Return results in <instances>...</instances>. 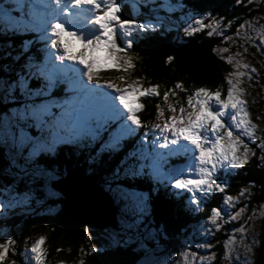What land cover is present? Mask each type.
<instances>
[{
	"label": "trees",
	"instance_id": "obj_1",
	"mask_svg": "<svg viewBox=\"0 0 264 264\" xmlns=\"http://www.w3.org/2000/svg\"><path fill=\"white\" fill-rule=\"evenodd\" d=\"M4 1L6 0H0V2ZM254 1L256 0H242V3H237L236 0H130V2L121 3V8L125 10V15L122 16L124 19L144 20L149 18L146 15H156L161 18L160 22L163 25L144 31L135 30L133 34L134 44L129 55L132 57L134 68L129 73L133 75L132 77L139 79L145 87L148 84L159 85L160 96L142 97L145 110L139 112L138 116L148 127L139 129L132 135L115 134L113 129H117L118 124L108 118L88 119L86 130L80 132L79 135H73L72 122L70 121L57 128L54 124L59 113L47 112L53 111L50 101L46 102L50 95L40 88L37 74L30 76L26 81L27 88L22 86L16 94L15 101L11 100L12 96H7L5 91L1 92L6 100L4 102L0 100V113L2 110L8 111L13 107L25 108L29 114L33 109L45 106L47 111L39 120L33 117L30 119L29 116L34 127L26 126L24 133L26 136L30 134L32 138H35L33 140L35 144L33 141L27 142L28 147L32 144L28 156H18V153L26 151L20 149L19 152H14L7 136H5L6 140H0V196L8 197L15 188L13 187L14 177H19L20 180L16 187L21 190L24 185L23 181L37 176L34 181L28 180L30 192L27 195V201L30 204L33 203L36 214H32L29 218L28 216L22 217L16 214L18 209L13 208L14 213L11 211L12 214L0 218V232L3 228H7L15 234V229L20 228L19 239H24L32 228L43 229L46 232L45 243L48 244V247L50 243H53L54 246H61L55 253L53 249L47 248L51 256L49 260H53L52 256H55L66 259L68 264H135L136 260L146 252L148 253L157 246H162V242L157 243V241L155 246L147 244L148 250L145 252L144 250L147 249L144 245L145 238L149 234L139 226L138 231L124 232L127 235L126 238L124 237L125 243L121 242V244L112 247L106 245L109 244L108 242H102L103 246L99 249L93 248L95 249L93 251L90 248L92 243L90 244L87 240V228L89 227L71 220L63 213L62 196L55 190L53 194L45 192L44 188L42 189L45 187V182L39 181L40 175L38 173L31 174L35 170L41 171L43 174L52 173L55 176V179L52 177L54 180L61 178L66 172H74L78 176L90 175L91 180L102 186L115 202L116 190L123 192L143 190L149 195L153 194L151 196V216H154L156 224L143 219L141 225L144 224L145 229L150 233L154 230L153 234L157 235L158 240L160 239V229L156 230L157 224L162 230H164V224L166 228L168 226L172 228L176 234L174 238L177 242L180 241V237L186 236L191 224L198 223L200 219L213 225L209 221L211 211L213 208H221L216 203L213 204L209 197L204 198L208 202L200 212L201 215L183 216L182 211L177 210L180 213L178 217L173 212L176 207L172 200L164 199V196L160 194H163L161 190L154 191L156 188L162 189L163 182L153 183L152 170L148 167L150 161L143 158V154H154V150L150 145H143L140 136L145 132L150 133L152 125L162 121L157 119L156 106L159 104L161 108H165L163 92L174 89L177 83L182 84L183 89H176V95L173 100H169V103L175 104L177 101L186 103L187 97L199 87H205L211 91L219 89L222 97L227 95L226 77L230 70L217 50L224 45L225 36L232 34L231 27L238 28L234 25L235 23L240 26L245 20L250 19L253 13L264 11L263 3L259 4L257 9H252ZM195 18H203L205 24H212L214 19L219 20L220 23L228 24L229 21L232 23L229 25L230 30L227 27L226 29L220 27L215 31L212 28H204L194 34L186 35L184 28L191 24ZM30 19L20 21L18 25L4 24L5 27L0 28V83L14 86L17 79L27 78L30 61L36 62V66L47 64L43 60L44 50L40 44L44 37L41 38L38 31L30 26L25 30V25ZM0 21L5 23L3 19ZM209 31H213V35L209 36ZM219 32H222L223 35L218 34ZM168 57H172V59L169 60ZM26 67L27 70L24 72ZM122 74L127 75V73ZM56 93L58 94L55 97L58 98L49 100H60L61 93L59 91ZM23 104H25L24 107H22ZM52 114L56 118H52ZM61 115H68L67 109H65V114L61 113ZM40 131L45 132L47 138ZM146 137L148 138V136ZM145 147L147 148L145 149ZM27 150L29 151L28 148ZM159 152H162L165 157L162 161L163 167L180 164L187 160L181 155H169L162 149ZM8 167L15 172L13 176L7 172ZM134 171L140 174L133 176ZM232 179L226 193L227 196H233L235 199L240 196L239 193L242 189L246 191L249 189L250 183L254 185L251 199L248 200V211L257 209L255 217L260 223L263 208H256L255 201L264 186V159L260 164L257 158H253L245 165L238 177ZM179 194L181 195L178 196V201H183L185 194L182 190L179 191ZM43 198L47 200L41 203ZM33 199L35 203L32 201ZM50 205L53 206L49 208ZM180 206L185 209L187 203ZM43 207L51 210V213L43 215ZM40 211L41 214H39ZM244 217L246 218H244L245 221L243 220V226L248 229L251 222L247 218V214ZM220 225L222 226V224ZM102 230H112L117 235L124 234L122 230H119V227L115 229L108 227L97 231ZM214 239L220 242L215 248L220 256L224 236L217 232ZM66 245L68 247H64ZM190 245L193 246L194 242ZM79 246H81V252Z\"/></svg>",
	"mask_w": 264,
	"mask_h": 264
},
{
	"label": "snow or ice",
	"instance_id": "obj_2",
	"mask_svg": "<svg viewBox=\"0 0 264 264\" xmlns=\"http://www.w3.org/2000/svg\"><path fill=\"white\" fill-rule=\"evenodd\" d=\"M236 2L242 3V0ZM16 4L22 9L25 0H16ZM54 4L55 8L45 11L51 8L49 3L37 5L29 2L27 6L31 12V19L25 25V30L30 26L34 30H43L46 34L50 28L51 37H55L51 39V48L61 53L54 55V59L50 62L51 66L46 64L39 67V73L47 79L48 87L53 86L63 76L77 93L85 97L99 98L100 103L112 113L113 118L124 119L122 125L124 135H132L139 129L147 128L148 125L138 116L139 111L144 107L138 100L144 96H160L159 85L148 84L145 87L139 79H136L122 88L111 81H104L103 84L99 79L94 81V77L99 76L102 67L115 69L121 73H129L134 68L132 57L129 55V50L133 46L130 37L134 30L144 31L145 25L134 19H121L118 15L120 5L117 0H54ZM13 11L15 9L11 6H0V19L8 25L19 24L20 21L13 17ZM231 23L229 21L228 25ZM245 26L252 28L253 23L245 21L240 25V29ZM148 27L152 26L148 25ZM204 28H212L215 31L220 28V21L214 19L212 24H205L203 18H198L188 24L184 32L186 35H191ZM213 31H209L208 35H213ZM256 31L260 41L256 47L259 49L264 46V25ZM218 34L223 35L222 32ZM239 34L240 30L237 29V35ZM45 38H48L47 35ZM121 38L126 40L124 47L118 43V39ZM244 38L252 39L247 34ZM226 39L231 38L226 37ZM168 59L171 60L172 57ZM65 60L71 63H56ZM228 63L234 65L235 71L230 72L226 77L228 84L226 97H222L219 89L211 91L199 87L187 97L186 103L180 101L175 104L169 103L170 96L175 97L176 89H183V85L177 83L174 89L163 92L165 108H161L159 104L156 106L157 119L162 120V123L152 125L154 150L158 145L159 149H167L169 155L185 156L188 163L182 168H172L168 173H163L162 161L165 157L162 152L143 154V158L150 161L148 167L151 168L154 177L166 178L173 188L191 193L190 203L196 206L201 203V197L210 196L214 190L222 192L226 188L225 183H217L216 174L219 169H240L248 162L251 150L242 137H248L249 142L255 143L257 125L249 118L247 102L242 98L246 92L240 85L241 77L247 76L252 80L251 73H256V69L232 57L228 58ZM249 68L250 72L240 70ZM119 78L123 80L124 76L121 75ZM21 86H23V77ZM105 88L112 91H101ZM73 99L75 101L79 97ZM165 109L170 113L167 116ZM46 111V106L36 108L31 111V115L39 120ZM71 127L73 135H79L86 130L87 120L77 116ZM157 131L159 136H156ZM235 132L239 134H234ZM147 135L148 133L145 132V136ZM161 139L163 143H159ZM257 147L264 151V140ZM139 174L135 171L132 173L133 176ZM239 195H244L243 189ZM234 199L233 196H226L224 202L231 204ZM241 212L243 208L230 219H237ZM218 218H222L221 210L213 208L209 221L217 229L221 226L217 223ZM239 231L244 232L245 229L242 227ZM15 243L12 239L0 243V264H4L10 248ZM43 243L44 237H40L30 249H26L34 264H44L46 252L41 247ZM225 246L227 247V244ZM203 247H211V245H203ZM245 250L250 252L251 246L246 245Z\"/></svg>",
	"mask_w": 264,
	"mask_h": 264
},
{
	"label": "rangeland",
	"instance_id": "obj_3",
	"mask_svg": "<svg viewBox=\"0 0 264 264\" xmlns=\"http://www.w3.org/2000/svg\"><path fill=\"white\" fill-rule=\"evenodd\" d=\"M130 2V0H117V3L120 5V12L118 15L121 17V19H124L122 16L125 15V10L121 8L122 2ZM49 3L51 5V8L46 9V11H51L52 8H55L54 0H45L44 3ZM10 3L14 8L19 12L16 15H13V17L16 18V20L21 21L23 20V16L27 18H31V12L30 9L24 8L22 10H19L16 4V0H6L3 3H0V6H10ZM33 4V2H31ZM264 5V0H256L252 4V9H257L259 4ZM28 4V3H27ZM149 18H145L144 20L137 19L136 21L140 24L145 25V29H154L157 26H163L161 21V18L154 15H146ZM197 19V18H195ZM140 20V21H139ZM245 21H249L253 23L252 28H248L245 26V28L240 29L239 24L235 26L237 27H231L232 34H227L223 40L224 45L218 48L217 52L220 55L223 62H225V65L228 66L230 72L235 71L234 65L228 63V58L232 57L234 60H241L242 62L250 65V68H255L256 73H251L253 76L252 80H249L247 76L241 77V87L245 89L246 94L242 97L247 102V109L249 112V118L252 120V123L257 125V131H256V138L255 143L249 142L248 137H242L245 143H248L249 148L251 152L249 153L248 162H251L253 158H257L258 161H262V157L264 154V151H262L257 145H259L262 140H264V46H261L259 49L256 47V45H259L260 41L257 36V29L260 28L261 25H264V11L261 12H255L252 14V17L250 19H247ZM244 21V22H245ZM243 22V23H244ZM226 22L220 23V27H225L226 29ZM242 23V24H243ZM6 23H2L0 21V28H4ZM15 23L11 24L14 25ZM148 25H151L152 27H148ZM227 29L230 30L229 25L227 26ZM237 29L240 30V34L237 35ZM219 30V29H218ZM40 31V30H39ZM49 35L47 39L41 40L40 44L41 46L47 51L46 56H44V62H47V65L51 66L50 62L52 59H54V55L61 54L58 53L56 49L51 48V39L55 37H51V29H48ZM42 33V32H41ZM135 33V30L132 33V36L130 39L133 41V34ZM245 34L247 36L251 37V40H246ZM226 37H230L231 39H226ZM118 43L121 47H124L126 40L121 38L118 39ZM133 47V46H132ZM224 49H227V51H223ZM247 49V51H245ZM130 52V50H129ZM237 53H240V55H237ZM3 56V55H2ZM2 59H4L2 57ZM36 61V60H35ZM30 61L29 69L27 71V78L23 79V87L25 89L27 88L26 81L30 78L31 75L37 74L39 76L38 84L40 85V88L47 92L50 96L49 99L55 98V96L58 94L56 93L59 91L62 95V98H66L70 101L74 100L73 98L79 97L78 100H75L74 103L68 102L66 100L63 104L60 100L59 103H55V101L50 100L52 110L54 111L55 108L59 109L57 104H61V111L65 114V108L70 109L73 107L75 113H76V119L77 116L81 118H85L86 116H91L90 118H96V119H103L108 118V120L118 124L117 129L115 130V134L124 135L122 131V125L124 124V119L119 118H113L112 113L105 109V107L100 103L99 98H91L89 100V97L82 96L81 94L77 93L75 90H73L69 83L66 81V79L61 76L51 87H48V81L47 79L40 75L39 73V67L43 64L36 66V62ZM56 63H63V64H69L71 62L65 60L63 62L56 61ZM77 67H82L81 65H77ZM245 69H240L241 71H249ZM27 67L24 69V72H26ZM121 75V72H117L115 69H108L107 67H102L100 69V74L98 77H94L95 79H99L101 84L104 83V81H111L112 83L116 84L119 87H125L127 84H130L133 80H136V78L132 77L133 75H130V73H127V75H123L124 79L121 80L119 77ZM228 77V75H227ZM16 85H7L0 83V100L4 102L5 96L1 93L3 91L6 92L7 96H12L11 100L15 101L16 94L19 92V90L22 88L21 86V79H17ZM86 82V81H85ZM44 83V84H43ZM105 92H111V89H104ZM226 97V96H225ZM49 99L46 100V102L49 101ZM142 97L139 98L138 102L142 103ZM169 100H173V97H170ZM95 102V103H94ZM94 103V104H93ZM118 104V101L116 102ZM27 105V104H26ZM64 105V106H63ZM25 104H23L22 107H24ZM144 106V105H143ZM65 107V108H64ZM89 108H92L89 110ZM144 107L139 111L143 112ZM10 111V112H9ZM53 111H47V112H53ZM1 118H3L2 126H1V134H0V140L5 139V136L10 140V147L13 148L14 152H19L20 149H24L26 152L18 153V156H28L30 152H27V148L31 151V146L28 147L26 144L27 142H31L35 140V138H32L30 134L24 133L26 126H33L34 123L31 121L32 115L28 113V111L25 108L17 109V108H11L8 111H1ZM167 111H165V116L169 115ZM30 116V119H29ZM52 118H56L55 115L52 114ZM65 122V118L63 116H59L57 121L55 122V126L57 128H60L61 125H63ZM226 122H228L226 120ZM162 123V121L160 122ZM154 129H150V133H148V138L145 136V134H142L140 136L141 141L143 142V145H150L152 149L154 150V146L152 144V140L154 139L152 133ZM42 132V131H40ZM43 136H45V132H42ZM234 134H239L238 132H235ZM156 136H159V132H156ZM47 138V137H46ZM35 142V141H33ZM159 143H163V140L161 139ZM147 147H145L146 149ZM144 149V150H145ZM158 145L156 146L154 151H160ZM165 153L168 154L167 149H162ZM240 152H243V147L241 146ZM252 153H255L254 155ZM175 155V154H173ZM176 156V155H175ZM180 156V155H179ZM182 157H185L181 155ZM184 160V158H182ZM184 163V164H183ZM188 163V160H184V162L180 163L178 168L184 167ZM246 163V164H247ZM245 164V165H246ZM14 165V164H13ZM245 165L240 169L235 170H229L227 168L219 169L217 172V183H225L226 188L224 191H213L210 196H207L210 198L213 204H217L221 209L222 218H218L217 222L219 224H222L219 229L215 227V225H211L206 223L203 219H200L198 223L194 222L191 224V227L189 228L188 233L183 238L180 237V241H175L176 234L174 233V230L168 226L166 228V225L164 224L162 230L160 226L156 227L157 229H160L159 234V240L157 239V235L154 236L153 231L148 232L147 229H145V225L143 221L146 219L148 222H153L156 224L154 216H151L152 211V198L153 194L149 195L147 192L143 190H127V191H115V198H116V204L118 205V209H116V216H117V223L119 230H122L123 233L125 231L130 230V232L138 231L139 226H141L148 234L149 236L145 238V246L147 247V244H153L155 246V242L157 243L162 242V246L165 247L164 253L152 264H256V255L259 251L260 244H261V218L264 214V202H258L255 201L256 208H263L262 215L260 218V223H258L257 218L255 217V213L257 209L249 210L248 211V205L251 199V192L254 187V185L249 184V189L246 191L244 190L243 196H238L237 199H234V201L231 204H226L224 202V197L227 196V190L230 188L231 179L237 178L238 174L244 170ZM177 165H167L166 167H163L162 165V172L168 173L169 169L175 168ZM12 167V166H11ZM13 168V167H12ZM15 170V168H13ZM16 171V170H15ZM7 172L13 176L15 172H13L9 167L7 168ZM17 172V171H16ZM38 173L40 175L39 181L43 183L45 182L44 188L45 192H49V194H53L54 190L51 188V181H54L55 176H53L52 173H42L41 171L35 170L31 172ZM28 174V175H31ZM153 175V174H152ZM232 178L230 179V177ZM54 177V179L52 178ZM154 177V176H153ZM33 177H30L28 180H32ZM34 178H37V176ZM51 178V179H50ZM234 178L232 180H234ZM19 177H14V186L13 190L9 194L8 197H2L0 196V218H3L4 216H7V214H12L15 211L13 208H16V214L22 217L28 216L31 217V215H35L36 212L34 211L35 206L33 203H29L27 201V195L28 192H30V187L28 184V180L26 179L23 181V186L21 190H18L16 188V185L18 184ZM74 179H71L69 183H73ZM162 183V189L156 188L154 191H162L161 196H164V199H170L173 202V205L176 207L174 208L173 212L176 216L179 217V212L182 211L183 216H197L201 215L200 212L205 206V203L208 202L204 198L201 197V203L196 206L192 205L190 203V196L191 193L185 192L182 190V192L185 194V199L183 201H178L179 194L177 191H180V189L173 188L168 180L166 178H159L154 177V184ZM56 192V191H55ZM57 193H59L57 191ZM155 194V192H153ZM4 194V193H3ZM113 194V193H112ZM179 194V195H178ZM1 195V193H0ZM6 196V195H5ZM183 197V198H184ZM47 199L43 198L41 203L45 202ZM174 200V201H173ZM209 200V202H210ZM27 201V202H25ZM34 201V199L32 200ZM243 201V203H242ZM35 203V201H34ZM187 203V206L185 209L180 206L181 204L185 205ZM116 205V206H117ZM53 205H50L49 208H51ZM243 208V212L240 213L239 217L237 219H230L231 216H234L237 212H240V209ZM44 213L43 215H46L48 213H51V210L43 207ZM178 210V211H177ZM12 211V213H11ZM154 211V210H153ZM248 212V213H247ZM35 213V214H34ZM41 214V211L39 212ZM173 214V215H174ZM248 215L251 217L250 220V227L246 229L243 226V222L245 221L244 215ZM182 218V217H181ZM26 219V218H25ZM24 219V220H25ZM144 219V220H143ZM259 219V218H258ZM244 220V221H243ZM229 225H226V224ZM22 226V224H21ZM140 227V228H141ZM244 228L245 231L241 232L239 231L241 228ZM141 228V229H142ZM162 230V231H161ZM1 231V230H0ZM163 232V233H162ZM219 232L220 235L224 236V243L222 245V252H220V256H218V251H216V246L220 243L219 241H216L214 239V235ZM15 234H13L10 230L7 228H3L2 232H0V243H4L7 239L15 240V245L10 248L9 254L4 261V264H34V261H31V256L26 252V249H30L31 246L35 243L37 239L40 237H44V243L41 245V247L46 252V257L44 264H68L66 259L58 258L55 256L53 260H49L51 257L49 252L47 251V248L53 249V252H58L59 247L58 245L54 246L51 243L48 244L45 243L46 239V232L43 231V229H37L32 228L29 231V235H27L24 239H19L21 236V229L16 228L14 231ZM106 234V235H105ZM133 235V234H132ZM123 236V237H120ZM127 235L125 233L123 235H117V233H114L112 230H102L97 231L94 228H87V240L92 245H90V248H96L99 249L103 246L102 242H108L109 246L115 247L117 244H121V242H126L124 240V237L126 238ZM138 237V236H137ZM156 237V238H155ZM230 237L232 240L230 241ZM122 238V240H121ZM180 242V243H179ZM194 242V245L191 246L190 243ZM56 243V242H55ZM222 244V243H221ZM227 244V247L225 246ZM203 245H211V247H203ZM250 245L251 251H246L245 246ZM64 247H68L67 245ZM180 248V249H179ZM79 251L81 252V246H79ZM147 249L144 251L146 252ZM147 253V252H146ZM193 253L195 255H193ZM59 255V254H58ZM142 257V256H141ZM65 260V261H64ZM138 260V259H137ZM136 260V261H137ZM81 262V261H80ZM141 262V261H139ZM218 262V263H217ZM70 264V263H69ZM136 264V262H135Z\"/></svg>",
	"mask_w": 264,
	"mask_h": 264
},
{
	"label": "water",
	"instance_id": "obj_4",
	"mask_svg": "<svg viewBox=\"0 0 264 264\" xmlns=\"http://www.w3.org/2000/svg\"><path fill=\"white\" fill-rule=\"evenodd\" d=\"M71 179H74L72 184L69 183ZM50 185L62 196V211L71 220L97 230L118 227L115 201L102 186L91 180L90 175L78 176L74 172H69L65 177L51 181ZM256 201L264 202V186ZM261 229V244L256 255V264H264V214L261 218ZM164 251L165 247L157 246L139 257L136 264H152Z\"/></svg>",
	"mask_w": 264,
	"mask_h": 264
},
{
	"label": "bare ground",
	"instance_id": "obj_5",
	"mask_svg": "<svg viewBox=\"0 0 264 264\" xmlns=\"http://www.w3.org/2000/svg\"><path fill=\"white\" fill-rule=\"evenodd\" d=\"M29 2H33V4H37V5H39V4H41V3L43 2V0H25V6H24L22 9H24V8H28L27 3H29ZM0 3H3V2H0ZM10 6L14 8V6H12L11 3H10ZM14 9H15V8H14ZM22 9L19 8V10H22ZM15 11H18V10L15 9ZM37 31H38L39 36H40L41 38H42V37L45 38L46 35H47V37H48V35H49V33H50V32H47V34H46L43 30H40V31L37 30ZM41 32H42V33H41ZM45 39L49 40V38H45ZM45 49H46V48H45ZM45 49L43 48V50H44V51H43V52H44V56H46V54H47V51H46ZM43 58H44V57H43ZM103 92H105V91H103ZM89 98H90L89 100H91L92 97H89ZM93 99H94V98H93ZM66 100H67V99H66ZM66 100H65V101H66ZM94 100H95V99H94ZM49 101H50V100H49ZM56 102L59 103L58 100H55V103H56ZM95 102H96V100H95ZM95 102H94V103H95ZM94 103H93V104H94ZM57 105H58L59 109H56V108H55L54 111L57 112V113H60V114L62 113V114H63L64 112H62L61 109H60L61 104H57ZM91 109H92V108H89V110H91ZM54 111H53V112H54ZM67 121L69 122V120H67ZM2 122H3V118H1V115H0V123H1V126H2ZM0 134H1V128H0ZM179 165H180V164H177L176 167L178 168ZM67 173H69V172H66L65 174H63L62 177H65ZM34 179H35V178L33 177V178H32V181H34ZM97 185L100 186L99 184H97ZM16 188H17V187H16ZM52 189H53V188H52ZM53 190H54V189H53ZM85 227H86V226H85ZM101 229H103V228H101ZM95 230H97V229H95ZM98 230H99V229H98Z\"/></svg>",
	"mask_w": 264,
	"mask_h": 264
}]
</instances>
